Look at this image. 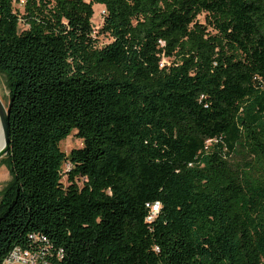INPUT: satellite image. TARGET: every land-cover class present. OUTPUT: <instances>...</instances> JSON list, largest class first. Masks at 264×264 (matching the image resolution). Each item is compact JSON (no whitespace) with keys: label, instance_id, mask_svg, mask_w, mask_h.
I'll return each mask as SVG.
<instances>
[{"label":"trees","instance_id":"obj_1","mask_svg":"<svg viewBox=\"0 0 264 264\" xmlns=\"http://www.w3.org/2000/svg\"><path fill=\"white\" fill-rule=\"evenodd\" d=\"M17 1L0 264H264V0Z\"/></svg>","mask_w":264,"mask_h":264},{"label":"rangeland","instance_id":"obj_2","mask_svg":"<svg viewBox=\"0 0 264 264\" xmlns=\"http://www.w3.org/2000/svg\"><path fill=\"white\" fill-rule=\"evenodd\" d=\"M86 1H92V0H86ZM15 8L18 9L19 11H23L24 7L21 2H15ZM94 16H93V25L95 28V35L98 37L99 42L101 45L107 43L110 41V38L106 35H98V32L100 28L103 25V19H104V14H105V8L102 4L99 3H94ZM199 19L203 22H205V14H202L199 16ZM21 28H25V25L21 23ZM168 61L167 58L163 59V62ZM0 98L2 102L8 107L9 105V89H8V79L6 75L0 71ZM83 146V140L80 139L76 135V131L68 136L64 141L61 143V148L69 154L74 148L82 147ZM3 157L0 158V204L2 202V192L5 189V187L8 185V183L11 180V174L9 171V168L7 166V163H4ZM65 171L70 170V165L66 164L65 165ZM67 176H64V182L67 183ZM78 182L81 184L82 180H78Z\"/></svg>","mask_w":264,"mask_h":264},{"label":"built area","instance_id":"obj_3","mask_svg":"<svg viewBox=\"0 0 264 264\" xmlns=\"http://www.w3.org/2000/svg\"><path fill=\"white\" fill-rule=\"evenodd\" d=\"M24 4L25 0L20 1ZM158 210V206L153 208V215ZM40 245L37 249H27L21 246H15L1 264H57L55 256L60 257L62 251L54 253L51 245L47 242L45 236H33Z\"/></svg>","mask_w":264,"mask_h":264},{"label":"water","instance_id":"obj_4","mask_svg":"<svg viewBox=\"0 0 264 264\" xmlns=\"http://www.w3.org/2000/svg\"><path fill=\"white\" fill-rule=\"evenodd\" d=\"M8 108L0 98V122L5 140L4 146L0 149V158L5 156L9 151V125H8Z\"/></svg>","mask_w":264,"mask_h":264},{"label":"bare ground","instance_id":"obj_5","mask_svg":"<svg viewBox=\"0 0 264 264\" xmlns=\"http://www.w3.org/2000/svg\"><path fill=\"white\" fill-rule=\"evenodd\" d=\"M4 144H5V140H4L3 130H2L1 122H0V149L4 146Z\"/></svg>","mask_w":264,"mask_h":264}]
</instances>
